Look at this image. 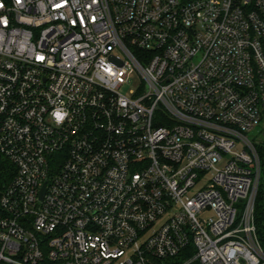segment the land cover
<instances>
[{"label":"built area","instance_id":"2783aa9c","mask_svg":"<svg viewBox=\"0 0 264 264\" xmlns=\"http://www.w3.org/2000/svg\"><path fill=\"white\" fill-rule=\"evenodd\" d=\"M0 152V264H264V0H0Z\"/></svg>","mask_w":264,"mask_h":264},{"label":"trees","instance_id":"16d2710c","mask_svg":"<svg viewBox=\"0 0 264 264\" xmlns=\"http://www.w3.org/2000/svg\"><path fill=\"white\" fill-rule=\"evenodd\" d=\"M13 176V164L0 152V189L9 183ZM256 223L258 227V234L264 248V195L261 193L256 201Z\"/></svg>","mask_w":264,"mask_h":264},{"label":"rangeland","instance_id":"374dc122","mask_svg":"<svg viewBox=\"0 0 264 264\" xmlns=\"http://www.w3.org/2000/svg\"><path fill=\"white\" fill-rule=\"evenodd\" d=\"M139 84H140V79H139L137 73L135 72V73L131 76L130 85H131V87L136 88V87H138ZM255 133H256V130H255V131H252V132H248L247 134H248V136H249L250 138H252V139L255 141V143H256L257 145H260L261 143H258V142H257L256 134H255ZM261 194L264 195V192H262Z\"/></svg>","mask_w":264,"mask_h":264}]
</instances>
